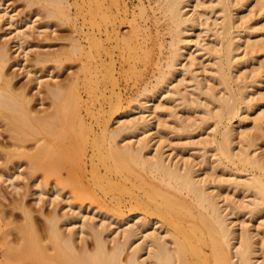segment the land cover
Masks as SVG:
<instances>
[{"label":"bare ground","instance_id":"6f19581e","mask_svg":"<svg viewBox=\"0 0 264 264\" xmlns=\"http://www.w3.org/2000/svg\"><path fill=\"white\" fill-rule=\"evenodd\" d=\"M5 1L0 0V21L15 27L0 34V180L12 181L18 192L20 177L33 179L38 187L37 203L49 193L60 197L66 187L82 203L90 199L104 209L110 202L118 206L128 202H124L126 195L135 202L133 206L129 203L132 215L121 210L112 221L107 212L85 213L89 207L84 204L76 206L73 214L57 209L45 213L41 206L43 220L25 197H14L9 204L23 213V220L17 221L21 215L12 218L14 213L11 216L8 211L12 207L3 205L10 197L0 190V264H263L257 253L264 248V235L257 238L252 222L264 217V150L259 151L264 144L255 130L238 132L247 113L260 108L252 118L253 129L264 133V93L259 99L251 95L262 84L264 69L252 76L236 74L247 55L254 60L264 54V26L243 24L242 29V21L239 24L235 19L236 12L251 0H149L154 13H160L155 24L164 21L166 33L161 34L168 35L153 41L160 50L155 78L132 98L139 102L135 111L120 114L116 128L110 127L107 116L100 133L94 132L83 108L90 118L94 116L91 101L107 95V82L117 83L115 48L133 74L140 73V60L156 55L147 22L148 5L142 1L135 14L126 0H76L78 11L83 13L87 6L90 26L81 33L87 36L88 49L80 38H72L68 50H37L34 57L37 65L46 66L50 62L62 65L76 54L85 56L82 79L79 73H71L66 84L55 80L51 67L40 75L25 68L31 49L42 46L28 42L30 36L43 31V25H36L40 10L47 18L70 21L73 2L25 0L27 6L39 5L40 10H31L32 18L23 16L17 21ZM256 5L264 19V0H257ZM124 23L130 25L127 32L119 29ZM203 56L209 61L205 67L199 60ZM12 68L24 69L28 81L20 83ZM46 76L49 80L44 82ZM81 84L87 88L86 99ZM46 99L51 102L47 107ZM176 100L181 101L177 107L188 113L186 118V113L172 107ZM196 131L199 136L204 133L192 142ZM173 132L178 138L173 148L183 150L196 143L201 147L200 159L167 149V137ZM89 144L93 153L88 160ZM212 156L218 163L215 174L211 172L214 167L205 170L210 164L204 167L207 173L202 168ZM24 163L27 170L22 168ZM50 180L55 185L48 189ZM239 193L244 200L236 199ZM67 206H71L68 201L60 207ZM135 208L148 215L135 213ZM248 214V219L238 222ZM258 227L264 233V218Z\"/></svg>","mask_w":264,"mask_h":264},{"label":"rangeland","instance_id":"374dc122","mask_svg":"<svg viewBox=\"0 0 264 264\" xmlns=\"http://www.w3.org/2000/svg\"><path fill=\"white\" fill-rule=\"evenodd\" d=\"M5 1V0H4ZM80 2H82V0H79ZM127 2H128V4H129V7H130V12H133V13H135V14H138L139 12H140V8H139V6H140V4L142 3V1L146 4V5H148V11H149V18H148V25H149V27H151V31H152V35L154 34V36H152V41H151V44H152V42L153 41H155V43H157L158 42V38H160V37H162L163 35L161 34V33H166V28H165V23H164V21H161L160 23H158L157 25L155 24L156 23V17L159 15L160 16V13L158 12V14H157V11L154 13V11H153V9H151V7L149 6V0H126ZM5 2H7L6 4V6H8L9 5V10H14V11H12V13H14L15 14V20H17V21H21V19H27V18H32V11L31 10H33V11H36V10H34V9H37V11L38 10H40V7H39V5H34V6H32V7H29V6H27V2L25 1V0H7V1H5ZM69 2L72 4V2H73V5H71V10H70V14L72 15V16H70V18L72 19V20H70V21H66V20H69V19H64V21H63V19H62V21H61V19H58V18H47V17H45L44 15H45V11L43 10V12H42V10H40V15L39 16H37V18L39 19L40 17H42V19L43 20H41V18L38 20L37 19V24L36 25H40V26H42V27H44V28H42L43 29V31H42V33L41 34H37V33H35V34H33L32 36H30L29 37V40H28V42H34V43H37V44H41L42 46H41V48L40 47H34V48H32L31 49V53H30V60L29 61H27V64H28V67H26L25 69H31L32 71H38V74L40 75V74H45L46 73V71H47V68L48 67H51V69H52V72H53V74H56V81L58 80H60L62 83H69L70 82V80H67V78L69 79V75H71V73H73V75H77L78 73V75H81V79H82V75H83V73L81 72V71H83V69L82 68H84V64H85V62H86V58H84L83 56H81V55H78V54H76V55H74L73 56V58H69L68 60H65V62L63 61V64L62 65H59L58 63H53V62H50V63H48L46 66H43V65H37L36 63H35V61H34V57H35V54H36V51L37 50H44V51H47V50H50V51H52V50H58V51H66V48H67V50L69 49V47H70V44H71V39L72 38H80L81 39V41H83V44H84V46H86V45H88V39H87V36L85 35V34H83V33H81V30L82 29H84L85 31H86V29L87 28H89L88 26H90L89 25V21H87L88 20V15H86L85 13L87 12V6H85V9H84V12L82 13V12H80V11H78L79 9L77 8V6H76V0H69ZM256 2H257V0H251V4L249 5V6H246V7H244V8H242V10L241 11H238V12H236V14H235V19L237 20V22L240 24L241 23V21H242V23H241V25H242V29H244L245 28V26H249V25H253V26H256V27H258V26H260L261 28L264 26V19L261 17V16H259V13L261 12V9H260V7L258 6V5H256ZM39 8V9H38ZM78 9V10H77ZM140 9V10H139ZM31 11V12H30ZM252 11V12H251ZM42 12V13H41ZM29 13H31V14H29ZM28 14V15H27ZM132 14V13H131ZM258 14V15H257ZM25 15H27V16H29V17H25ZM43 15V16H42ZM244 15L247 17V16H249V17H251V19L249 20V21H246L247 19H246V17H244ZM252 15V16H251ZM256 15V16H255ZM24 16V17H23ZM156 16V17H155ZM23 17V18H22ZM85 17H86V19H85ZM131 17H132V15H131ZM33 19H35V18H33ZM41 20V21H40ZM239 20V21H238ZM40 21V22H39ZM45 21V22H44ZM246 21V22H245ZM42 22H44V23H42ZM77 22V23H76ZM245 22V23H244ZM38 23H40V24H38ZM46 23H47V25H46ZM45 24V25H44ZM83 24V25H82ZM245 26H244V25ZM78 25H79V28H78ZM0 26H1V31H0V34H4L6 31H8V30H10V29H14V25H11L10 23L9 24H4V20H1L0 21ZM46 26V27H45ZM81 26V27H80ZM122 26V27H121ZM120 26V30H125L126 32L127 31H129L130 30V25L127 23H124V24H122ZM77 29H76V28ZM244 27V28H243ZM81 28V29H80ZM124 28V29H123ZM160 28V29H159ZM41 29V30H42ZM158 29V30H157ZM77 30V31H76ZM88 30V29H87ZM79 31V32H78ZM159 32V34H157L158 32ZM164 31V32H163ZM199 31V30H198ZM198 31H196L195 33H197ZM3 32V33H2ZM124 32V31H123ZM154 32V33H153ZM155 32H156V34H155ZM244 31L242 30L241 31V35L243 36L244 35V33H243ZM14 33H15V30H13V32L11 33V34H9V36H11V35H14ZM81 33V34H80ZM243 33V34H242ZM83 36V37H82ZM158 36V37H157ZM166 36V37H165ZM165 36H163L164 38H167L168 37V35H165ZM162 37V38H163ZM157 38V39H156ZM211 38L212 37H210V39L209 40H211ZM157 41H156V40ZM255 39V38H254ZM85 43H86V45H85ZM154 43V42H153ZM152 44V45H155V50H154V53L153 54H156L155 56L153 55L152 57H154L153 59L152 58H149V60L147 61H145V60H140L139 62H138V66H139V68H138V70H140V73H135V74H133L134 73V71H131L132 69H128V63L127 62H125L123 59L121 60L120 58H122L120 55V50L118 49V48H115V54H114V56H115V59H117L116 60V67L118 68V70L116 69V76H118V81H117V83L116 84H113V85H111L112 83H109V82H107V85L106 86H108V87H106V89L107 88H111V89H114L115 90V92H113L111 89H108V90H106L105 89V91H106V96L105 97H98V98H94V100H92L91 101V104H92V110L93 111H95V112H93V114H94V116L92 117L91 116V118H90V114H88L87 115V111H86V109L85 108H83V113H85L84 115L86 116V118L88 119V122L90 123V124H92V126L94 127V132H96V133H100L101 131H100V129L102 130V128L104 127V122H105V120H108L110 117V119L111 120H109V125H110V127H113V128H116V127H118L119 126V118L121 117V115H122V113L124 114V112H130V111H132V109L134 110V108H135V106H137L138 105V101H132V98H134L135 96H137V94L140 92V90H141V88H143V86L145 85V83H147V82H149V81H151V80H154V76H153V73L155 74V72L157 71V68H154V67H157V65H156V63H157V59L156 58H158V56L160 55V50H158V47L159 46H156V44ZM245 46V45H244ZM244 46H242V51H241V55H246V49L244 48ZM157 47V48H156ZM85 49L87 50L88 49V47L86 46L85 47ZM243 49H245V50H243ZM119 52V53H118ZM19 53V52H18ZM18 53H15V54H18ZM116 53H117V55H116ZM159 53V54H158ZM261 53H259V55H260ZM77 56V57H76ZM81 56V57H80ZM118 56H120V57H118ZM157 56V57H156ZM66 57V56H65ZM207 56H203V57H201L199 60H202L203 62L201 63L200 62V65H201V67L203 66V67H205V65L206 64H208V60H206L207 58H206ZM247 57H248V59L247 60H245V62H244V64L242 65H240L237 69H236V74H240V75H247V76H252L256 71H258V70H263L264 68H261L262 66H261V63L264 61V54L262 53L261 55H260V58L259 57H257V58H255L254 60H250L249 59V57L250 56H248L247 55ZM83 60H81V59ZM153 60V63L151 62L152 60ZM85 60V61H84ZM151 60V61H150ZM120 61V62H119ZM125 62V63H124ZM144 62L145 63H152L151 64V66L154 68V69H152V67L149 65H146V64H144ZM121 63V64H120ZM124 64V66H123V64ZM140 63V64H139ZM205 64V65H204ZM154 65V66H153ZM156 65V66H155ZM147 66V67H146ZM120 67V68H119ZM122 67H124L125 69H126V71H123L124 70V68H122ZM260 67V68H259ZM123 70H122V69ZM258 69V70H257ZM13 70H15L16 72H17V70H16V68H12V71ZM121 70H122V72H125L124 73V75L123 74H119V72L120 73H122L121 72ZM129 70V71H128ZM151 70H154V71H151ZM238 70V71H237ZM19 72H17L18 74H19V76H18V81L21 83H23V82H26V80L28 79V77H26L25 76V70L24 69H20V70H18ZM127 71H128V73H127ZM24 72V73H23ZM33 72V73H34ZM45 72V73H44ZM131 72H133V73H131ZM152 72V73H151ZM239 72V73H238ZM81 73V74H80ZM120 75H122V76H120ZM263 75H264V70H263ZM67 77V78H66ZM149 77V78H148ZM64 78H66V79H64ZM83 78H84V76H83ZM119 78H121V79H119ZM153 78V79H152ZM80 79V80H81ZM47 80H49L48 79V77L46 76V77H44L43 78V81L44 82H46ZM54 80V79H53ZM54 80V81H55ZM65 80V81H64ZM146 80V81H145ZM149 80V81H148ZM28 81V80H27ZM64 81V82H63ZM82 81V80H81ZM119 82V83H118ZM109 83V84H108ZM118 84V85H117ZM262 85V86H261ZM260 85V87H256V88H254V90H252V96L254 97V98H262V96H261V94L262 93H264V77H263V82H262V84ZM112 86H114V87H112ZM117 86V87H116ZM119 86V87H118ZM233 86L234 87H236L237 88V84L236 83H233ZM80 90H82L81 92H82V94H83V96H85L84 98L86 99V98H88V96L87 95H89L88 94V92H87V88H86V86L84 87L82 84L80 85ZM117 89H116V88ZM262 88V89H261ZM43 89L45 90L46 89V85H44L43 86ZM122 89V90H121ZM86 90V91H85ZM111 90V91H110ZM119 90V91H118ZM139 90V91H138ZM108 91V92H107ZM120 91L122 92V93H120ZM113 93V94H110V93ZM86 93H87V95H86ZM116 93V95H115V97H113L114 96V94ZM112 95V96H111ZM119 95V96H118ZM263 95V94H262ZM121 96V100L119 99V97ZM113 97V98H112ZM118 97V98H117ZM107 98V99H106ZM104 99V100H103ZM117 99V100H116ZM47 101H45V107H47L46 106V103H47V105H50V99H46ZM114 100V101H113ZM131 100V101H130ZM103 102V103H102ZM107 102V103H106ZM180 100H176V101H174L173 102V105H172V107L175 105V107H174V109H175V111L177 110V111H179V113H181V112H183V111H181L182 109H179L180 107H177L178 106V103H179V105H180ZM118 103V104H117ZM120 103V104H119ZM102 107H101V106ZM105 105V106H104ZM112 105V106H111ZM114 105L116 106V107H114ZM123 105V106H122ZM94 106V107H93ZM119 106V107H118ZM170 106H171V104H170ZM99 107L101 108L100 110H99ZM109 107H110V109H109ZM111 107H113V109L111 108ZM118 107V109H115V108H117ZM134 107V108H133ZM263 109H264V106L262 107ZM85 109V110H84ZM104 109H106V110H104ZM114 110V112L117 110V112H115V113H113L112 114V110ZM102 110H104V112H102ZM108 110H110V111H108ZM140 110V109H139ZM138 109H137V111H139ZM261 110L260 108L258 109V108H255V110H253V111H251L249 114L247 113V115L249 116L248 117V119L242 124V127L240 126V125H238L237 124V126H240L239 128H238V132H241L242 130H246V131H249L250 130V132H251V130H252V132H253V130H255L254 131V134L256 135V136H258V137H260V139H261V136H262V139L260 140H258L260 143H261V146L264 144V138H263V136H264V133H263V131H259V129L257 130L256 128L255 129H253V127H254V123H253V119L252 118H254L255 117V115H257V112H259V111ZM99 111V112H98ZM112 111V112H111ZM135 111V110H134ZM101 112H102V114H101ZM106 112H107V114H106ZM109 112V113H108ZM99 113V114H98ZM186 113V114H185ZM98 114V115H97ZM112 114V115H111ZM121 114V115H120ZM181 114H185V118H186V115H188V113L187 112H183V113H181ZM99 115H103L102 117H104V119L101 117V116H99ZM110 115V117L108 118L107 116H109ZM89 117V118H88ZM188 117V116H187ZM166 119L168 118V117H165ZM250 118V119H249ZM157 119V118H156ZM155 119V120H156ZM164 119V118H163ZM166 119H164V120H166ZM157 121V120H156ZM92 122V123H91ZM100 122H102V124H103V126H102V124L100 123ZM170 122V121H169ZM1 124V123H0ZM101 127H100V126ZM3 127H4V125H3ZM98 129V130H96V129ZM252 128V129H251ZM256 130L261 134V136H259L260 134H257L256 133ZM199 132L200 131H196V133H195V135H194V138H193V141L192 140H190V141H192V142H194L196 139H198V138H200L201 136H202V134L204 133V131H201V136H199ZM209 132V131H208ZM174 134H170L168 137H167V140H168V142H167V144H168V146H167V149H169V150H172V151H174V152H176V153H180L181 152V154H183L184 156H190V155H196L195 156V158H197V159H200V157H199V153L201 152V147H200V145L198 146V144H196V143H192L191 145H188L189 147H184V149L182 150V149H175V148H173L174 146H175V143L178 141V138L177 137H175L176 135H175V132H173ZM205 135V134H204ZM171 137V138H170ZM158 138V137H157ZM156 138V139H157ZM177 138V139H176ZM155 139V140H156ZM175 139V140H174ZM195 139V140H194ZM154 140V141H155ZM173 140V141H172ZM199 140V139H198ZM238 141H239V139H237ZM172 141V143H170ZM185 140H183L182 142H184ZM197 141V140H196ZM90 145L91 144H89V146H88V149H87V159L89 160V158L91 157V155H92V147H90ZM172 145V146H171ZM194 147H193V146ZM191 147V148H190ZM195 147H196V149H195ZM199 147V148H198ZM187 148H190V149H187ZM194 148V149H193ZM198 149V150H197ZM92 150V151H91ZM180 150V151H179ZM182 150V151H181ZM264 150V145L262 146V149H260L259 151H263ZM92 152V153H91ZM199 152V153H198ZM194 153V154H193ZM91 154V155H90ZM89 157V158H88ZM214 157L215 156H212L211 157V159L209 158L208 159V165H206V166H203L202 168H203V170H204V167L206 168L207 166H209V164H210V168L209 167H207L205 170H207L208 172H210V169L211 168H213L212 170H211V172L214 170H216V173H217V168H216V166L218 165V163L216 162V163H214L215 161V159H216V157H215V159H214ZM210 160H211V162H210ZM212 161H213V163H212ZM225 161V160H224ZM227 163V165L230 167V168H233V169H236L235 168V166L234 165H231V163H229V162H227V161H225V164ZM213 165V166H212ZM11 166V165H10ZM212 166V167H211ZM14 166L12 165L11 166V170L12 171H14V169H12ZM22 168H26L25 170H27V166H26V164L24 163V165H23V167ZM216 168V169H215ZM23 169V170H24ZM204 170V171H205ZM207 171H205L206 173H207ZM213 171V172H214ZM213 174H215V172L213 173ZM42 178V177H41ZM52 180V179H51ZM51 180L49 181L50 182V184L48 183H46V188L48 187V189H50V188H52V186L53 185H55V181L53 180V182H52V184H51ZM1 181V180H0ZM18 182L20 183V189H19V191L18 192H16V190H14V187H13V185H12V181H5L4 182V180H2L1 182H0V190H2L3 191V193H6V195H8V198L9 199H4V201H5V204H4V201H3V205L5 206L6 205V208H8L9 207V205H10V207H12V208H8L9 210V213H10V215L12 214L13 215V213H14V215H13V217L12 218H14L15 217V215L18 217V215H23V213H22V211L19 209V211H18V209L17 208H15L14 209V207H13V205L12 204H9L11 201H9V200H11V199H13L14 197H17L18 198V200H21V197H22V199L25 197V202L27 201L28 203L27 204H29V206L30 207H35V214H36V216L37 217H41L40 219H43L44 220V216L42 217V213H41V211H40V209H41V206H43V211L46 213H51L52 211H54V210H58L59 212H69V214H73V212L72 211H74V213H75V210H77L78 209V207H77V209H76V206H78V205H80V204H84V206L85 205H88L87 207H89V208H87V210H86V212L85 213H91L90 211H100V214H106V212H107V214L106 215H109V220L110 221H112V220H114V219H116V218H119L118 216H120L119 215V213H121V212H119L118 213V211H121L122 210V213H124L125 212V215H128V214H130V215H132L133 213H131V207L133 206V202H135L134 201V199H131L128 195H126L127 196V198L125 197V200H124V202H126V200L128 201V202H126V203H124V204H121L120 206H118L115 202H110L109 203V206L106 208V209H104V208H102L101 206H99L96 202H90L91 200L89 199V200H85L84 201V203H82V200H77L76 198H74V194L71 192V188L69 187V188H64L63 190H62V194L63 195H61L60 197H53V196H49V195H51L50 193L48 194V195H46V196H43V200L42 201H40L39 203H37L36 201L37 200H35L36 198H37V196H38V193H35L37 190H38V187L35 185V184H33L32 182H34V180L33 179H27V178H24V177H20V179L18 180ZM45 184V183H44ZM49 185V186H48ZM52 185V186H51ZM52 191V190H51ZM65 192V193H64ZM69 193H70V195H71V193L73 194V195H69ZM67 194V197H64L65 195ZM235 197H237L236 199H240V200H244V194L243 193H239V194H236V195H234ZM69 197H71V199H70V201H69ZM129 197V198H128ZM20 198V199H19ZM52 199V202L50 201ZM53 199H54V201H53ZM63 199V200H62ZM76 200V201H75ZM131 200V201H130ZM67 201L68 202H70L71 203V206L69 207V209L71 210H69V209H67L68 208V206L67 207H65V208H63V210L61 209V207L63 206V205H65V203L67 204ZM64 203V204H63ZM132 205V206H130V204ZM72 204H74V205H72ZM110 204H112V205H110ZM115 204V205H114ZM113 205L115 206V207H117L116 209L117 210H115V211H113L114 209H115V207H113ZM61 206V207H60ZM71 207H73L72 209H71ZM95 207V208H94ZM109 207L111 208L110 210H109ZM120 207V208H119ZM124 207V208H123ZM74 208H75V210H74ZM95 209V210H93V209ZM123 208V209H122ZM12 209V210H11ZM39 209V211H36V210H38ZM136 209H138V211L136 210ZM15 210V212H13ZM17 210V211H16ZM66 210V211H65ZM68 210V211H67ZM112 210V211H111ZM130 210V211H129ZM135 211V213H138V214H140L141 216H142V214L143 215H145V211L143 210V209H139V208H135L134 209ZM139 210H140V212H139ZM141 210H142V212H141ZM98 211V212H99ZM103 211V212H102ZM111 211V212H110ZM145 213H144V212ZM62 213V214H63ZM109 213V214H108ZM142 213V214H141ZM18 214V215H17ZM147 214V213H146ZM11 215V216H12ZM21 215V216H22ZM110 215H111V217H110ZM148 215V214H147ZM21 216H19L18 218H15V219H17V221H19V219H22L23 220V216H22V218H20ZM113 217V218H112ZM115 217V218H114ZM150 217H153V216H150ZM100 218H101V215L98 217V220H100ZM245 218V219H244ZM249 218V214L248 215H245V216H242L241 217V219H239V218H237V219H239L238 220V222L239 223H241L242 221L241 220H246V219H248ZM253 218V217H252ZM264 217H259L258 219L257 218H255L254 219V221L252 222L253 224L252 225H254L253 226V229H256V230H254L255 231V233H257L258 232V234H257V238L258 237H262L263 235H264V233H262L261 231H260V229H259V227H258V222L261 220V219H263ZM108 220V221H109ZM156 220H158V218H156ZM21 221V220H20ZM107 221V222H108ZM77 224H79V225H76L77 227H80V223H78L77 222ZM117 227V225H115V228ZM261 228V227H260ZM65 229H66V231H68V228H66L65 227ZM262 229V228H261ZM259 230V231H258ZM263 234V235H262ZM88 239L90 240V237H88ZM91 241V240H90ZM259 247H261V246H259ZM258 249H260V250H258V253H257V255H258V259H260V261H264V248L262 247V248H258ZM263 264H264V262H263Z\"/></svg>","mask_w":264,"mask_h":264}]
</instances>
